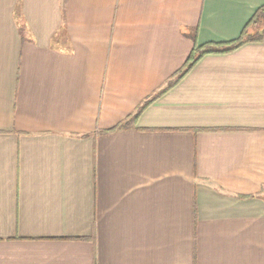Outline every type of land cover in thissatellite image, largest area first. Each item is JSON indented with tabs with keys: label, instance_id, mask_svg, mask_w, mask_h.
Here are the masks:
<instances>
[{
	"label": "crops",
	"instance_id": "obj_1",
	"mask_svg": "<svg viewBox=\"0 0 264 264\" xmlns=\"http://www.w3.org/2000/svg\"><path fill=\"white\" fill-rule=\"evenodd\" d=\"M263 7L0 0V264H264Z\"/></svg>",
	"mask_w": 264,
	"mask_h": 264
},
{
	"label": "trees",
	"instance_id": "obj_2",
	"mask_svg": "<svg viewBox=\"0 0 264 264\" xmlns=\"http://www.w3.org/2000/svg\"><path fill=\"white\" fill-rule=\"evenodd\" d=\"M264 20V7L259 9L252 20L247 24V27L243 31L241 37L233 42H229L226 44H218V45H205V46H199L196 43V36H189L193 42L194 46L193 49L185 62L184 66L174 74V79L171 78L169 80V83L167 84V87L162 89L161 91L157 92L155 95L151 96L147 101H145L138 109L137 111L129 116L127 120L120 123L119 125L115 126L114 128L107 130L106 133H113L117 131H121L124 129H128L132 127L140 117V115L145 111V109L151 105L156 99L163 96L168 90H170L172 87H174L177 83H179L186 75L187 73L205 56L208 54H228L231 53L239 48H241L246 43L251 42H262L263 36L260 34H253L249 30L253 29V27L258 24L259 20Z\"/></svg>",
	"mask_w": 264,
	"mask_h": 264
},
{
	"label": "rangeland",
	"instance_id": "obj_3",
	"mask_svg": "<svg viewBox=\"0 0 264 264\" xmlns=\"http://www.w3.org/2000/svg\"><path fill=\"white\" fill-rule=\"evenodd\" d=\"M260 28H262L261 30H260ZM252 30H254L253 31V34H260V33H263L264 32V20H259L258 21V24H256V26L255 27H253V29H251V30H249L250 32H252Z\"/></svg>",
	"mask_w": 264,
	"mask_h": 264
}]
</instances>
